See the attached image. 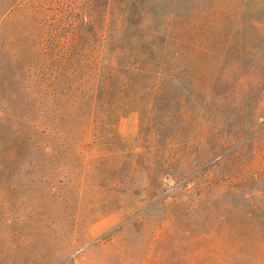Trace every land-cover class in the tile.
Segmentation results:
<instances>
[{
    "label": "rangeland",
    "instance_id": "obj_1",
    "mask_svg": "<svg viewBox=\"0 0 264 264\" xmlns=\"http://www.w3.org/2000/svg\"><path fill=\"white\" fill-rule=\"evenodd\" d=\"M0 264H264V0H0Z\"/></svg>",
    "mask_w": 264,
    "mask_h": 264
},
{
    "label": "trees",
    "instance_id": "obj_2",
    "mask_svg": "<svg viewBox=\"0 0 264 264\" xmlns=\"http://www.w3.org/2000/svg\"><path fill=\"white\" fill-rule=\"evenodd\" d=\"M102 49L89 48V58L86 62L87 74L82 83V90L71 92L66 96L68 102L75 106L90 107L92 110L107 108L115 110L117 107L116 100L113 96H107L115 90L129 93L134 85L133 77L137 70L143 71L139 66L130 62L123 63L118 61L120 56L132 54L130 48H112L109 50L107 61L100 60V54L97 51ZM76 81L73 82L75 84ZM131 87V89H130ZM56 98V97H55ZM84 99V102L81 100Z\"/></svg>",
    "mask_w": 264,
    "mask_h": 264
}]
</instances>
